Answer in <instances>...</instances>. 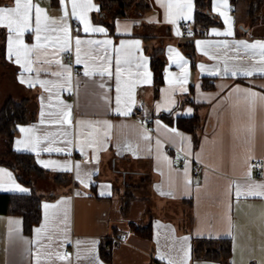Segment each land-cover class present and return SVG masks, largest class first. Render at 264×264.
Segmentation results:
<instances>
[{"label":"crops","instance_id":"obj_1","mask_svg":"<svg viewBox=\"0 0 264 264\" xmlns=\"http://www.w3.org/2000/svg\"><path fill=\"white\" fill-rule=\"evenodd\" d=\"M146 1L149 8L145 12L131 8L125 16L112 19L99 16V5L91 0L95 7L88 18L105 32L85 33L78 20L69 18L73 37L70 50L48 47L34 52L32 59L39 58V62L33 63L31 73H24L26 80L34 82L32 87L20 83L21 69L6 55L7 30L0 28L5 34V59L14 68L15 83L22 93L18 99L28 98L33 116L31 121L16 125L12 149L32 153L36 163L49 172L46 177L33 178V189L42 196V202L40 221L31 234L24 233L20 215L0 213V264H37L38 250L40 264H264V198L236 196L237 185L245 190L249 183H264V75L256 71L251 76L239 74L260 66L261 50L246 49L240 42H264V1L252 17L250 0H226V6L217 11H213L214 5L225 0H209L210 13L219 23L206 28L202 35L189 37L183 36L182 23H188L191 31L194 0L190 18L175 19L174 23L168 22L167 5L183 0ZM34 3L50 18L62 15L59 0ZM0 6L12 7L13 0H0ZM176 11L173 7V18ZM188 13L186 8L184 14ZM112 22L110 28L107 23ZM229 29L231 35L214 34ZM77 36L82 40H110L112 44H83L82 62L76 64ZM24 40L33 44L34 33H25ZM122 41L126 45L139 42L138 48L128 46L119 53L121 111L126 110L128 88L134 83L128 115L117 111L115 48ZM197 41L203 43L198 47ZM157 46L162 47L164 70L163 84L156 94L150 62ZM175 53L186 61L187 92L168 83L182 73L174 62ZM141 57L151 73L150 83L137 75L144 71L137 68ZM56 60L71 72L70 85L53 87L64 84L68 74ZM85 65L92 73L89 76L84 75ZM105 68L113 74L101 75ZM236 70L238 74L233 76L231 72ZM57 72L63 75H53ZM36 80L49 81L48 90ZM69 87L71 90H66ZM249 91L257 95L251 97ZM136 110H141L152 125L136 118ZM67 112L71 113V123H61ZM162 116H168L167 120ZM192 116L199 118L192 132L175 124L177 117ZM21 128L33 131L22 133ZM90 142H95L92 147ZM255 161H260L261 167H254ZM66 165L71 170H65ZM76 165L80 166L79 178ZM0 169V193L31 191L2 161ZM58 173L65 175L61 184L54 182ZM16 185L25 191L16 190ZM127 192L131 197L126 203ZM45 204L57 207L45 209ZM130 223L149 225L151 237L136 234ZM45 224L46 230L38 236L35 230ZM121 235L124 240H120ZM202 238H230L228 262L194 258L193 241ZM101 247L109 251V260L100 255ZM57 254L67 259H58Z\"/></svg>","mask_w":264,"mask_h":264},{"label":"snow or ice","instance_id":"obj_2","mask_svg":"<svg viewBox=\"0 0 264 264\" xmlns=\"http://www.w3.org/2000/svg\"><path fill=\"white\" fill-rule=\"evenodd\" d=\"M61 5V13L62 15L59 18H50L46 11L42 8H40L37 4L34 3V0H13V6H0V28L7 30V39H6V47H7V58L10 60H13L15 64H17L21 69V75L19 77L20 83H27L29 87L34 86V82L31 80H26L24 78V73H31L33 71V63L39 62V58H37L36 61H33L32 54L34 52H38L39 50L46 49L48 47H59L60 51H69L70 45L72 43L73 37L71 36V28L68 24L69 18H74L79 21V24L83 26V31L85 33L91 34V33H104L105 29L102 27L93 26L88 18V12L91 11L95 6L91 3V0H59ZM159 2V0H158ZM68 5H70V11L68 10ZM226 6V0L225 3L221 4H215L213 7V11H217L219 7ZM173 7L176 8V14L175 18H173L172 15V9ZM189 10V13L187 15L184 14L185 9ZM192 8V0H183V2H177L175 5L173 3H168L167 9H168V22L174 23L175 19H189L190 18V10ZM98 10V9H97ZM220 15L224 16V12H220ZM225 22L227 23L228 20L226 18ZM34 23V27H33ZM25 33H34V39L35 42L31 45L25 43L24 36ZM55 33L56 35L53 36L52 34ZM177 35L180 33L177 32ZM216 35H231V30L225 32V33H214ZM75 50H76V64H80L82 61L80 59V52H81V46L83 44L88 45H104L108 46L112 44V41L110 40H82L79 38V36L75 37ZM203 42L197 41V46L199 47ZM240 45H242L244 48H259L260 51V59L258 61V64L260 65L258 68L254 65L253 70H246L243 72H239V74L244 76H251L253 75V71H256L260 73L261 75H264V42H256L254 44H246L244 42H240ZM238 45V47L240 46ZM128 46H139V42L135 41L132 42L131 45H126L125 42H121L120 46L115 48V51L117 53L116 60H115V78L117 81V111L120 115H128L131 112V108L128 106V102H131L132 100V87H134V83L129 86L128 88V102H126L125 108L126 110L121 111L119 108L121 97L119 96V93L121 91L120 88V81H121V59L119 56V53L122 48L128 47ZM227 45H225L226 47ZM107 50V49H106ZM170 52H174L175 50L169 49ZM176 60L174 61L177 63V66L182 68V73L179 78H176L174 80H169L168 83L170 86L179 85L181 91L187 92V88L184 87V85L187 84V72L184 70V65L186 64V61H184L183 57L179 55V53H175ZM171 59V57H170ZM48 63H51V61H46ZM56 64L60 65L62 69H64L65 72H67V76L64 79V84L56 85L53 84V87H64L65 85L71 84V72L69 69L60 64L59 60L55 61ZM125 63H130V61H125ZM201 70L203 71V66H200ZM85 76H89L92 73L88 70V66L85 65ZM137 68H143V73H137V75H142L144 83H150L151 80V73L147 71L146 64L143 61V58H140V62L137 64ZM230 70L225 67L224 72L228 73ZM239 70L232 71L231 74L233 76H236L238 74ZM107 73L109 76H111L113 73L108 69L105 68L104 71H102L100 74L104 75ZM212 75H218L217 72H212ZM53 75L56 76H62V72L53 73ZM35 83H39L41 87H45L49 81H41L36 80ZM103 86V85H101ZM46 90H48L46 88ZM66 90H71L70 87ZM257 94L249 91V96L255 97ZM251 103V101H249ZM65 108H68L69 106L64 105ZM44 113H41V116L43 117ZM70 112L64 113V116L66 119L61 120V123H71L70 119ZM41 123H43V120H41ZM83 123V122H78ZM106 127L108 129L111 128V125L105 122ZM20 131L22 133H31L33 130L31 128H21ZM173 133L176 135H180L179 133H176L175 129H171ZM108 133L105 132V137H107ZM17 143H21V141H17ZM36 143L38 144L39 141L37 140ZM68 143H71V141H68ZM93 143L90 142L88 144L89 147L93 146ZM159 143V142H157ZM47 151H62V149L56 148H48ZM83 151V149H81ZM44 163L45 167L48 166V163ZM79 165H76V168L78 170V178H79ZM187 164L185 165V170L187 172ZM65 170H71V167L66 165ZM0 173H3V170L0 169ZM9 179H11V174H6ZM248 177L251 179V169H249ZM83 182V181H81ZM190 183V181H188ZM16 190L18 191H25V189H22L19 187V185H16ZM103 194V193H102ZM110 194V193H109ZM163 195V193H161ZM236 196H255V197H262L264 198V183H249L247 184L245 190H241V186L237 185L236 190ZM63 203V201L59 202ZM57 205H44L45 209L49 208H56ZM48 214L45 213V220L47 221ZM16 223H19L18 221ZM46 230V224L42 225L40 228H37L35 231L38 236H40L44 231ZM230 234V233H229ZM184 240H187L188 237H184ZM79 243V242H77ZM57 258L64 260L67 259L64 256H60L57 254ZM162 259L164 257H161ZM41 260V254L39 250L37 251V264H40ZM169 264H173L172 261H169Z\"/></svg>","mask_w":264,"mask_h":264},{"label":"trees","instance_id":"obj_3","mask_svg":"<svg viewBox=\"0 0 264 264\" xmlns=\"http://www.w3.org/2000/svg\"><path fill=\"white\" fill-rule=\"evenodd\" d=\"M99 5L98 15L110 16L115 19L125 16L126 13L134 8L138 13L148 10L149 5L146 0H96ZM233 2V0H231ZM264 0H250V13L255 17L258 7ZM195 12L192 21L191 34L202 35L204 30L211 25L218 24L216 15L210 13L209 0H194ZM110 28L112 23H107ZM4 32L0 31V49L4 48ZM150 67L153 72V85L155 93L159 92L163 84L164 60L162 57V47H154L151 52ZM28 98L13 99L8 98L0 108V134L5 139V154L7 161H2L5 165L11 167L15 172L19 182L31 187L28 193H0V213L20 215L23 220V231L31 234L32 228L40 221L42 196L33 189L34 177H46L49 172L41 168L35 160V156L28 152H17L12 149V141L16 134V125L27 123L33 119L29 113ZM167 120L168 116H162ZM199 118L192 116L189 118H176L175 124L188 131H193L197 126ZM60 175V176H59ZM54 182L61 184L64 182V174L58 173L53 176ZM53 196V194H51ZM130 192L126 193L124 199L126 203L130 199ZM131 229L138 235L151 237L150 226H138L130 223ZM192 255L194 258L210 259L221 262H228L231 255L230 238H202L194 239ZM100 255L105 259H110L109 251L100 248Z\"/></svg>","mask_w":264,"mask_h":264},{"label":"rangeland","instance_id":"obj_4","mask_svg":"<svg viewBox=\"0 0 264 264\" xmlns=\"http://www.w3.org/2000/svg\"><path fill=\"white\" fill-rule=\"evenodd\" d=\"M21 94L15 83V70L12 65L7 63L3 50L0 49V108L6 99H18ZM7 158L4 137L0 135V161H7Z\"/></svg>","mask_w":264,"mask_h":264},{"label":"built area","instance_id":"obj_5","mask_svg":"<svg viewBox=\"0 0 264 264\" xmlns=\"http://www.w3.org/2000/svg\"><path fill=\"white\" fill-rule=\"evenodd\" d=\"M76 27V26H75ZM182 28H183V36H185V37H189V36H191V31H190V29H189V24L188 23H182ZM204 33H205V31H204ZM134 116L136 117V118H138L142 123H144V124H147V125H152V121L149 119V118H147V117H145L144 115H142V112H141V110H136L135 112H134ZM261 162L260 161H255L254 163H253V166L254 167H261ZM196 170H197V168H196ZM125 239V236L124 235H121L120 236V240H124ZM64 253L66 254V255H68L69 254V249H66L65 251H64Z\"/></svg>","mask_w":264,"mask_h":264}]
</instances>
